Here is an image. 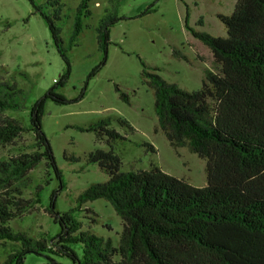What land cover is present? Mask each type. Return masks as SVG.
Segmentation results:
<instances>
[{"label": "trees", "instance_id": "obj_1", "mask_svg": "<svg viewBox=\"0 0 264 264\" xmlns=\"http://www.w3.org/2000/svg\"><path fill=\"white\" fill-rule=\"evenodd\" d=\"M89 1L82 0L78 8L72 43L82 33L81 16ZM29 2L46 22L67 66L57 83L63 87L71 74L59 25L63 5L53 0L54 9L48 12L35 0ZM151 12L148 9L144 15ZM217 18L226 37L190 30L211 51L216 65V71H206L200 90L189 93L157 74L143 72L155 93L162 132L171 147L185 148L206 162L207 186L193 187L154 165L149 170L124 173L112 150H97L89 155L88 163L98 165L108 181L91 185L79 196L77 207L63 214L57 212L52 197L45 213L60 225L55 238L33 240L14 232L10 224L41 204L39 189L29 193L30 172L45 162L59 180L62 177L42 127L45 104L50 100L67 105L83 99L88 82L100 70L96 68L79 99L68 100L51 89L31 108L25 127L12 120L0 129V142L11 143L24 132L32 137L29 150L19 148L20 154L0 160V264H23L28 253L45 255L48 264H66L57 259H66L67 264H264V0H237L231 15ZM123 19L110 16L98 26L104 65L111 28ZM116 91L123 102L130 103L118 86ZM15 109L6 95L0 96V110ZM120 123L134 131L126 120ZM109 126L104 120L77 129L94 132L109 143L125 139ZM144 146L156 152L152 145ZM97 200L108 202L123 222L118 247L84 231L76 218L77 213L85 212L96 224L91 218L93 210L83 207Z\"/></svg>", "mask_w": 264, "mask_h": 264}, {"label": "rangeland", "instance_id": "obj_2", "mask_svg": "<svg viewBox=\"0 0 264 264\" xmlns=\"http://www.w3.org/2000/svg\"><path fill=\"white\" fill-rule=\"evenodd\" d=\"M59 1L63 5L61 38L71 63V74L63 87L57 83L67 66L44 19L29 0H0V96L6 95L17 106L13 111L0 110V129L12 120L25 127L31 108L51 89L68 100L79 99L89 75L100 68L88 82L80 101L59 105L49 100L45 104L42 127L62 177L59 180L45 162L35 167L29 174L28 190L34 194L38 189L41 191V204L10 224L15 233L33 240L41 237L51 240L60 233V225L45 213L52 197L57 212L63 214L77 207L79 196L91 185L108 181L98 165L88 163L89 155L97 150H112L120 158L124 173L149 170L154 165L193 187L207 186L206 162L185 148L171 147L162 132L155 112V93L143 72L146 69L157 74L168 84L189 93L200 90L206 71H216V65L211 51L190 30L226 37V29L217 15H231L237 4V0H90L81 16L82 33L72 43L82 0ZM35 3L48 12L54 9L53 0ZM148 9L152 12L144 15ZM110 16L125 19L111 28V44L104 65L98 26ZM116 86L129 96V104L121 100ZM104 120L125 139L109 143L107 138H97L94 132L77 129ZM120 120H126L134 131ZM144 144L152 145L156 152ZM31 145L32 137L27 132L11 143L0 142V160L20 154L19 148L29 150ZM86 208L93 210L91 218L97 223L92 224L85 212L77 213L83 230L111 240L118 247L123 222L113 207L97 200L86 204L83 209ZM57 261L68 263L66 259ZM23 264H48V259L45 255L28 253Z\"/></svg>", "mask_w": 264, "mask_h": 264}]
</instances>
